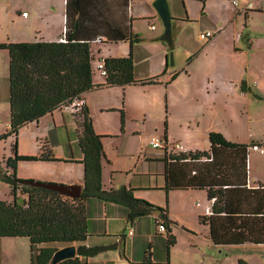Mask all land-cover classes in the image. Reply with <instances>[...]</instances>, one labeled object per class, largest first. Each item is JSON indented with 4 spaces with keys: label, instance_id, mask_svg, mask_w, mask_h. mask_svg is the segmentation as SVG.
I'll list each match as a JSON object with an SVG mask.
<instances>
[{
    "label": "trees",
    "instance_id": "trees-1",
    "mask_svg": "<svg viewBox=\"0 0 264 264\" xmlns=\"http://www.w3.org/2000/svg\"><path fill=\"white\" fill-rule=\"evenodd\" d=\"M170 44L171 35L163 34ZM62 41L0 42V49L9 56V127L0 140L13 137L11 152L0 179L9 186L10 199H0V238H28L30 264H48L56 244H76L78 256L57 264H81L99 253L116 249L117 242L86 245L85 202L98 199L119 203L128 208V220L141 215H156L157 227L167 232V256L175 244L166 207L137 198L133 189L102 187V160L105 157L102 135L96 134L87 107L83 104L81 120L75 119L77 140L82 153L84 184L79 198L24 183L16 177L15 168L21 160H53L49 150L42 149L37 157L17 153V135L27 123L69 106L84 93L104 86L153 85L158 78L137 80L131 55L101 59L106 69L105 82L93 83L96 72L92 64L89 42L75 40L67 31ZM178 72L173 73L170 81ZM165 142L167 140L164 138ZM209 149L195 152H166L164 162L165 192L171 190H205L213 200L211 213L199 216L209 228V237L217 246L243 244L264 245V185L247 186V144L230 142L218 132L209 134ZM168 145V143H167ZM124 238V235H120ZM36 250L35 255L33 251ZM150 247L145 263H151ZM81 257V258H79Z\"/></svg>",
    "mask_w": 264,
    "mask_h": 264
},
{
    "label": "rangeland",
    "instance_id": "rangeland-1",
    "mask_svg": "<svg viewBox=\"0 0 264 264\" xmlns=\"http://www.w3.org/2000/svg\"><path fill=\"white\" fill-rule=\"evenodd\" d=\"M8 1H10V5L6 4V0H0L1 35L5 33L4 26L8 24L7 22L10 18L15 19L16 22H21L23 20V12H27L28 0ZM218 1L220 9L215 5L211 10L215 17H221L223 15L222 12L228 18L229 15L236 16L237 8L240 9L245 5L243 0H236L239 7L230 10L229 8L227 9V4L231 3L232 0H228V2L227 0ZM248 1L251 2L249 8H252L250 13H248V18L246 19L241 15V17L226 27L224 33L217 40L216 45L207 47L206 51L201 53V59L204 60V63L212 65L219 62L222 67L224 65L227 68V77L238 78V74H240L243 82H237L238 84L233 94L226 96V105L220 103L216 104L218 107L212 108L211 106V110L206 112L205 116L192 122L190 125L192 129L190 133L192 134L195 133V126L198 122L201 129L213 128L229 140L238 143L258 141L264 144V11L258 12L259 10H257L261 9V7L264 9V0ZM188 2L192 22L178 23L173 21L171 24V36H175L176 33L180 32L176 43L177 47H180L183 46L181 37L186 34L191 41L189 47H192L194 51H198L207 42V40L201 39L199 35L201 32L206 31L204 29L209 25V22L204 16H200L202 9L201 0H188ZM183 3L185 4V1ZM16 7H21L22 10L18 13ZM254 10H257V12ZM156 17L155 21L137 18L134 22L135 30L139 33L138 35L142 40L141 43L144 46L156 48L152 58L160 56V45L158 46L156 43H161L160 40H153V36L157 34L161 37L164 34L162 21L158 16ZM151 23L156 25V30L150 29L149 25ZM9 26L11 32L14 33L15 27L12 23ZM241 34L242 36L248 34L254 42L251 46L250 54H239L234 51L236 35H238L239 39ZM239 42L245 48L248 47L245 39L236 41V45ZM164 47L166 51H169L170 46L166 45ZM94 49H96V46H94ZM95 52L97 53V51ZM102 53L103 50H100L98 58L103 55ZM99 61V59H96L95 63L97 64ZM135 61L137 63L140 62L136 58ZM248 66L249 69L247 71L246 68ZM233 70H236L238 74L233 73ZM100 76L99 71H96L93 77ZM136 90L138 93L134 92L133 97L145 102L142 113H147L146 117L133 113L131 109L128 113L121 106L115 111L99 112L95 116L93 115L92 124L94 129L99 130L100 127H105L110 133L117 136L105 141L103 145L104 156L111 162L110 165L106 166L102 162V171L107 172V178L106 176L104 178L105 184L102 181V185L106 187L110 186V174L113 171L122 172L121 176L123 178L120 175L118 176L120 179L126 180V183L138 184L148 180L152 184H155V181L162 182L163 163L161 158L163 157V148L155 149L151 147L148 143V137L149 133L162 137L166 121L169 122V137L171 136L168 150L175 152L184 151L183 144L181 145L178 142L180 144L178 149H174L172 144L179 141L177 139L182 138L187 132L186 127L189 125L187 116L193 111V108L178 102L173 107L171 106V113L168 114L170 104H168V97L163 87H155L154 91L148 92L140 91L142 89ZM177 90L173 89L175 93H177ZM240 92L241 95L239 94ZM122 100L124 101V97H121L120 102ZM224 107L227 111H223ZM120 110L124 111L122 118L119 117ZM62 114L63 116L58 112L53 119L50 116H46L40 118L38 124L33 121L23 126L17 135L18 152L29 154L38 150L41 153L42 149H46L56 157L71 160L74 159L72 157H79L80 150L77 145L75 124L71 110L65 108L62 110ZM76 119L79 120L77 116ZM8 123L9 56L6 50H0V135L5 133ZM155 126L157 129L154 132ZM144 127L147 132L143 130ZM12 143L13 139L11 136L0 140V172L6 166V159L10 154ZM261 148L264 150V146ZM249 150L252 152L250 147ZM104 160L105 158H103ZM248 164L251 165V174L257 165H261L258 158L250 156L248 157ZM38 166L41 165L39 163L20 164L16 168V175L21 180H33L22 177L31 173L35 168H40ZM45 166L61 172L56 177L58 179L61 178L63 181L73 178L76 174L74 170L77 168L73 165H64L62 163L46 164ZM81 174L82 170L77 169L76 175L80 177ZM9 191V186L0 179V199H9ZM196 194V196H192L191 192L172 191L167 193L166 201V193L164 191L149 193L156 200L150 203L167 207L169 219L175 223L171 225V233L174 236L175 244L170 249L169 264H264V246L243 245L218 248L212 246L207 237V227L198 221L200 212L197 211V209L201 210L204 206L208 207L209 203L204 192H197ZM94 201L96 202V199ZM89 202H93V200ZM197 203L201 204V208L196 205ZM88 211L89 215L92 216L98 210L90 204ZM113 223L111 225L113 228L111 229L115 231L113 235L116 236L105 238L103 242H100L102 243L100 245H103V243L110 244L116 239L117 242H121V252L126 250L127 254V251H130V253L138 255V257H143L145 250L150 247V251L153 254L152 264H167V232H155L156 230H153V236L147 239L143 237V242L141 238V241L134 240V242L129 243L127 236L125 238L120 236L121 230H114L116 222ZM186 230L189 233H186ZM193 233L197 236H194ZM92 235L88 238L89 245H99L95 244L98 242L94 239L95 236L92 237ZM18 240V238H0V264H30L29 247L26 244L27 247L24 248V245H21L22 243ZM147 241H149L148 244ZM56 245L60 248L61 244L58 243ZM35 252L36 250L33 251V255H35ZM105 259L91 258L87 264H106ZM127 259L129 260L130 258ZM132 259L143 261L145 258ZM85 262L86 260L83 261V264Z\"/></svg>",
    "mask_w": 264,
    "mask_h": 264
},
{
    "label": "crops",
    "instance_id": "crops-1",
    "mask_svg": "<svg viewBox=\"0 0 264 264\" xmlns=\"http://www.w3.org/2000/svg\"><path fill=\"white\" fill-rule=\"evenodd\" d=\"M154 0H28L27 1V12H23L21 22H16L15 19L10 18L4 26L5 33L2 35L0 34V42H32V41H59L60 38L64 37L67 34L69 37L79 40L89 42L91 54L93 56L92 64L95 67V60L96 59H104L106 57H125L131 55L134 62V77L137 80L149 79V78H158L161 82L159 84L153 85H125V86H104L98 89H94L88 91L81 95L80 99L82 103L87 107L89 116L91 117V123H93V115L95 116L96 113H105L109 111H115L118 107L125 108V110L130 112V109L133 113L141 114L142 117H146L147 113H142L144 111L143 107L145 102L135 99L133 97V93L137 92L136 89H142L140 91H154L155 87H163L165 89V93L168 97V104L170 107L168 109V114L171 113V106L173 107L178 102L189 107L193 108V111L187 116L189 118L188 127H186L187 132L183 135L182 138H178L177 142L184 146L183 152H195V151H206L209 149V134L211 132H216L213 128H205L204 130L200 128V123L197 122L195 133L192 134L191 132V124L194 120H198L199 118L205 116V113L211 110V106L218 107L216 104L222 103L226 105V96L232 95L235 91V87L237 86V82H243V79L240 74L237 73L236 70H233V73L238 74L237 77L229 76L227 77V68L223 65V67L216 62L215 64H206L204 60L201 59V53L205 52L207 47L211 45L214 46L217 44V40L219 37L224 33L226 27L231 24L232 22L236 21L237 18L244 16V18H248V13H250L252 8L251 2L248 0H243L245 5L242 8H237L236 16L227 15L224 16V12H222V16L218 17L211 13V10L215 5L218 6L220 9V3L218 0H201L202 2V9L200 16H204L209 25L206 26L203 32H211L213 37L208 39L207 42L201 46V49L198 51H194L192 47H189L190 38L186 34L181 37L183 39V46L177 47L176 43L179 39V33H176L175 36H171V42L168 44L163 37L154 34L153 40L157 41L160 40L161 43H156L160 48V56L158 58H152L153 52L156 50L155 47L152 46H144L141 43V38L139 37V33L135 30L134 22L137 18H142L143 20L147 21H155L158 16L152 7V2ZM185 1V4L183 3ZM236 1V0H235ZM228 2V0H227ZM237 2V1H236ZM172 21L178 23H189L192 22L190 9H189V2L188 0H168ZM6 4L10 5V1L6 0ZM225 7V6H224ZM235 7H239L238 2L237 5H233L231 3L227 4V9L233 10ZM17 12L19 13L21 7H16ZM258 12L264 11L261 9ZM257 10H254L257 12ZM210 11V12H209ZM210 13V14H209ZM8 17V16H7ZM9 18V17H8ZM20 20V19H19ZM232 20V21H231ZM15 27L14 33L11 32V28L9 24ZM151 25L154 28H151ZM150 29L156 30V25L151 23L149 25ZM181 28V27H180ZM201 32V33H203ZM200 33V34H201ZM178 34V36H177ZM171 35V33H170ZM236 35V41H242L245 39L248 47L245 48L241 42L237 45L234 42V51L239 54H250V49L252 44L254 43L253 40L245 34L242 36ZM170 46L169 51H166L164 46ZM96 46V49H94ZM264 46V45H263ZM2 50V49H0ZM100 50H103V55L98 58V53ZM97 51V53L95 52ZM179 51V53H178ZM138 57V58H137ZM135 58L140 60L139 63L135 61ZM201 59V60H200ZM247 71L249 66L246 68ZM232 71V70H231ZM177 73L176 77L170 81V77L173 73ZM95 73L93 74V76ZM105 82V76L100 77H93L94 84H103ZM177 85V87H175ZM175 87V88H174ZM173 89H178L177 93L173 91ZM138 93V92H137ZM241 95V92L239 93ZM121 97H124V101L120 102ZM223 98V99H221ZM69 106H64L55 110L54 112L47 114L43 117L50 116L52 119L56 113H60L61 116L62 110L68 108L71 110L72 118L75 124V132L77 138V128H76V116L73 113V110ZM223 111H227L224 107ZM123 110H120L119 117L122 118ZM10 114V111H9ZM42 118V117H41ZM40 119V118H39ZM38 119V120H39ZM168 119V118H167ZM38 120L34 121L38 124ZM33 122V121H32ZM93 125V124H92ZM9 127V123L7 128ZM94 129V128H93ZM157 127H154V132L156 131ZM7 130V129H6ZM147 132L146 128L143 129ZM96 134L102 135V146L104 145L105 141L117 137L114 136L115 134L110 133L107 128L100 127L99 130L94 129ZM19 133V132H18ZM198 133V135H197ZM167 140L169 146V140H171V136L169 137V122L166 121L164 126V131L162 137ZM154 135L153 133H149L148 143L149 140ZM227 139L226 137H224ZM13 139V137H12ZM14 140V139H13ZM230 142L238 143L232 140L227 139ZM240 144H247V186L249 188H256L260 185H264V153H260L257 150L251 148L252 144H257L261 147L264 144L258 141H251V143H240ZM78 145V140H77ZM150 145V144H149ZM151 146V145H150ZM79 147V145H78ZM152 147V146H151ZM249 147L251 148L252 152H250ZM160 149V148H155ZM80 150V148H79ZM168 152H171L166 148ZM166 151L163 149V157L161 158V162L163 163V171L161 173L162 182L155 181V184H152L150 180L146 182H140L138 184L135 183H126V180H122L119 178L122 177V172L113 171L110 174V186L106 187L105 185L103 189L109 190L111 188H120L124 186L126 189H133L134 195L137 198L148 200V202H155L156 200L154 197L149 195L150 192L153 191H164V162L163 158ZM174 153H178L173 151ZM17 153L20 156H31L37 157L40 155V151L36 150L32 153L25 154L18 152L17 146ZM51 154V153H50ZM52 155V154H51ZM9 156H13L10 150ZM8 156V157H9ZM54 157L53 160H21L18 161L16 164V168L18 165H26V164H37L40 168H35L32 170L31 173L28 175L23 176L22 178L26 179H33L35 181L40 182H53L65 185H74L79 184L83 188L84 184V167L81 164L82 153L80 151L79 157H72L74 159L62 158V157ZM256 157L260 160L261 165H257L254 168L253 173L251 174V165L248 164V157ZM105 160L104 165H110L111 162L104 157ZM64 159V160H62ZM71 160V161H66ZM74 160V161H73ZM76 160V161H75ZM52 163H62L64 165H73L77 167L75 173L77 174V169L82 170V174L78 177L76 174L73 178L67 179V181H63L61 178L58 179L56 176L61 172L54 170L52 168L46 167V164ZM37 167V166H36ZM103 167V163H102ZM15 168V173H16ZM10 171V168L6 166L3 167ZM107 172L102 171V181L103 183ZM62 176V175H61ZM150 176V175H149ZM18 178V176L16 175ZM21 178V177H20ZM107 178V176H106ZM123 178V177H122ZM126 179V178H125ZM105 184V183H104ZM159 187V188H157ZM172 191H186L191 192L192 196H196L197 192H204L209 203L208 207H202L199 216H208L211 213V206L213 200H208L207 193L205 190H171ZM165 192V191H164ZM166 193V201H167V193ZM10 199V198H9ZM203 199V197H202ZM93 200V202H89ZM87 199L85 202V211H86V220H87V230L90 234L89 236H95L94 239L97 240L98 243L95 244H102L105 238H109V236H116L113 235L115 231H112L113 228L111 225L113 222L115 223L114 230H121V235H124V238L127 236L130 242H134V240L138 241L143 237L149 238L153 236V230H156L154 216L156 215H141L134 218L132 221L128 220V208L119 203L113 202H104L101 200L96 199ZM151 203V204H152ZM94 206L97 208V213L95 215H89L88 207ZM157 204V203H156ZM198 207L201 204H196ZM159 206V205H157ZM161 207V206H160ZM167 209V214L169 218V211ZM198 216V221H199ZM93 221V222H92ZM200 222V221H199ZM130 223V224H129ZM114 224V223H113ZM202 224V223H201ZM207 227L208 230V240L212 244L213 247H223L217 246L212 243L209 237V228L207 225L203 224ZM184 228V227H183ZM131 230L132 234L129 235L128 231ZM156 232V231H155ZM186 233L189 231L186 230ZM194 236H197L193 233ZM3 238H14V237H3ZM21 245H24V248L29 247V263L31 257V248L30 242L28 238H20L17 237ZM88 240L86 241V245H89ZM141 241V240H140ZM111 242V241H110ZM113 242H117L113 240ZM149 241H147L148 244ZM112 243V242H111ZM27 244V245H26ZM104 244V243H103ZM118 246L116 249L106 250L99 253L96 256L90 257L91 258H106V264H120L124 261H129L135 264H147L145 261H141L138 259L132 258H145V250L143 257H138V255H133L132 252L126 250L120 251V244L121 242H117ZM76 246V244H74ZM243 245H251V244H243ZM238 245V246H243ZM65 245H60L62 247ZM227 246V245H224ZM253 246H264V245H253ZM57 247V246H56ZM58 248V247H57ZM172 247H170L171 249ZM170 253V250H169ZM78 256V255H77ZM81 258V257H79ZM127 258H130L129 260ZM153 254L151 256V263L152 264ZM167 264H169L170 256H167ZM89 259H86L85 264L88 263ZM84 259L81 258V264H83Z\"/></svg>",
    "mask_w": 264,
    "mask_h": 264
},
{
    "label": "water",
    "instance_id": "water-1",
    "mask_svg": "<svg viewBox=\"0 0 264 264\" xmlns=\"http://www.w3.org/2000/svg\"><path fill=\"white\" fill-rule=\"evenodd\" d=\"M152 6L155 12L157 13L158 17L162 21L164 27V34H170L172 17H171L168 0H154L152 2ZM24 183L34 187H41L48 190H52L69 198H79L81 196L83 189L82 186L79 184L65 185V184H59L53 182H39L34 180H25ZM76 256H77L76 246L74 244L65 245L60 248H57L53 252L48 264H57L63 260L74 258ZM120 264H135V263H131L126 260L124 262H121Z\"/></svg>",
    "mask_w": 264,
    "mask_h": 264
},
{
    "label": "built area",
    "instance_id": "built-area-1",
    "mask_svg": "<svg viewBox=\"0 0 264 264\" xmlns=\"http://www.w3.org/2000/svg\"><path fill=\"white\" fill-rule=\"evenodd\" d=\"M232 4L233 5H237V2L235 0H232ZM23 15H26V14H23ZM151 28L153 29L154 26L151 25ZM199 37L201 39H205V40H208L210 38L213 37V34L211 32H205V33H201L199 35ZM60 41L64 42L65 39L62 37L60 38ZM95 69L96 71H99L100 75L101 76H106V69L104 67V63L103 61H99L96 65H95ZM83 106V103L81 100H76L74 103H72L71 105V108L73 110V113L74 115L76 114L77 118L79 120H81V115L80 114V111H81V108ZM149 144L154 147V148H168V145L167 143L165 142V140L163 138H160L159 136H152L149 140ZM173 148L174 149H178L180 148V144L179 143H174L172 144ZM251 148L254 149V150H257L259 151L260 153H264V150L257 144H252L251 145ZM162 231H165L164 227L162 226H158L157 227V232H162ZM128 234L131 235L132 234V231L129 230L128 231Z\"/></svg>",
    "mask_w": 264,
    "mask_h": 264
}]
</instances>
